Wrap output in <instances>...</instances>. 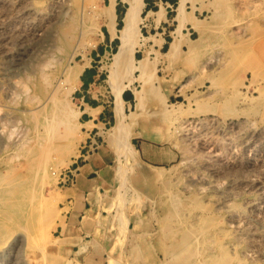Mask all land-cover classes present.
<instances>
[{
  "label": "rangeland",
  "instance_id": "rangeland-1",
  "mask_svg": "<svg viewBox=\"0 0 264 264\" xmlns=\"http://www.w3.org/2000/svg\"><path fill=\"white\" fill-rule=\"evenodd\" d=\"M116 1L115 28H120L128 3ZM4 4L0 14L6 10L10 15H4L0 32V264H71L65 263L57 229L66 219L64 190L73 180V165L98 147L128 157L125 140L135 139L167 151L156 162L164 167L152 170L151 181L138 183L135 168H128V182L122 184L133 197L143 194L142 201L136 198L142 209L136 218L146 241L151 240L145 264H264V221H255L249 204L261 195L240 184L246 159L264 155V0H206L186 8L178 25L170 19L154 30L148 16L141 31L149 39L136 51L147 61L132 84L142 102L138 105L134 94L125 97L127 123L121 130L114 127L113 87L107 81L119 45L111 32L110 0ZM26 8L34 14L23 15ZM176 28L181 36H175ZM168 34L172 37L165 46L162 37ZM87 69L96 71L88 74H95V82L83 87L81 75ZM83 99L105 103L111 118L95 125L85 123L82 114L71 152L61 160L60 150L49 149L39 189L41 213L34 208L26 212L21 181L31 176L41 148L64 143L58 136L66 118L53 111L57 102L83 109ZM167 103L176 104L170 108ZM63 173L69 175L66 183ZM242 217L259 228L261 252Z\"/></svg>",
  "mask_w": 264,
  "mask_h": 264
},
{
  "label": "crops",
  "instance_id": "crops-1",
  "mask_svg": "<svg viewBox=\"0 0 264 264\" xmlns=\"http://www.w3.org/2000/svg\"><path fill=\"white\" fill-rule=\"evenodd\" d=\"M205 1L186 0L185 9L199 6ZM179 3L180 0H145L146 12H154L147 20V24L153 30L157 27V23L166 24L170 19L175 20L177 24ZM161 8H164V11L158 15ZM169 37H172L171 34L162 37L165 46ZM91 72L96 73L89 69L82 73L81 86L87 87L95 82V74L88 75ZM130 90L131 92L126 94L129 100L132 94L135 96L134 91ZM82 106L85 123L92 121L97 125L111 118L105 103L96 104L95 101L83 99ZM91 109L96 111L93 112ZM91 132L90 130L89 134ZM131 144L133 148H130L128 157L123 152L98 147L99 149L73 165V180L64 190L69 199L68 209L65 212L66 219L57 229L58 236L63 242L65 263L145 264L147 262L144 251L146 246L151 247V240L146 241L145 229L136 218L138 211L140 213L142 211L137 208L136 198L142 201L143 194L141 196L135 194L133 197L128 191V185L124 188L122 184L126 185L128 182V174L126 175L128 168H135L138 183L151 181L152 170L164 167L157 165L156 162L165 158L167 151L161 146L136 139ZM146 148L149 153H146ZM123 169H125L124 175L120 173ZM134 182L137 180L134 179Z\"/></svg>",
  "mask_w": 264,
  "mask_h": 264
},
{
  "label": "bare ground",
  "instance_id": "bare-ground-1",
  "mask_svg": "<svg viewBox=\"0 0 264 264\" xmlns=\"http://www.w3.org/2000/svg\"><path fill=\"white\" fill-rule=\"evenodd\" d=\"M128 3L127 6V11L125 12L123 18H122V26L120 28H115V25L117 23L116 18H117V13H116V4L117 1L116 0H110V11L111 14L110 16H108L110 19V24L113 26V29L111 30L112 32V36L113 37H117L119 39V45H118V49L117 51L113 54L112 56V60L108 65V74H107V81L109 82V84L112 85L113 90V96H114V114H115V118H116V124H115V129H120L121 127H123L124 122H126V116L127 114L124 112L125 109V105L127 103L126 99L124 98V92L126 89H132V84L133 82L139 77L138 74H136L137 71H141L142 67H143V58H137L136 57V51L139 49V47L143 46L146 42L147 39H149L147 36L142 35V31H141V26L142 23L147 20V17L152 15L154 12L153 11H149L146 15L143 13L144 10V6H145V0H125ZM5 0H0V8L5 4H4ZM10 2V1H9ZM19 2V0H18ZM69 2V1H68ZM7 3V2H6ZM24 3V2H23ZM86 3V2H85ZM90 3V2H89ZM72 5V4H71ZM8 6V5H7ZM12 6V3H11ZM14 6V5H13ZM18 6V5H17ZM10 7V6H9ZM41 7V6H40ZM43 7V6H42ZM162 7V6H161ZM186 7V0H180V3L177 7L178 9V15L176 16V19H178V16L181 15L182 17V13L184 12ZM8 8V7H7ZM58 8V7H57ZM82 8V7H81ZM84 8V7H83ZM44 11V10H43ZM164 8H161V11H158V14L160 12H163ZM1 13V11H0ZM6 13V10H5ZM4 15H7L5 14ZM11 13V12H10ZM23 15H33L34 11L32 8H26L24 10V12H22ZM56 13V12H55ZM143 13V14H142ZM13 14V13H12ZM57 14V13H56ZM157 14V13H156ZM4 15L0 14V32H2V30L4 29L5 26V21H4ZM10 15V14H8ZM55 15V14H54ZM145 15V16H143ZM184 15V14H183ZM57 16V15H56ZM161 16V15H160ZM189 16V15H188ZM8 17V16H7ZM188 18V17H187ZM87 19V18H86ZM179 20V19H178ZM35 21V20H34ZM50 21V19H49ZM92 21V20H91ZM182 21V19L180 20ZM31 24V23H30ZM180 26L183 27V23L180 22ZM13 25V24H12ZM178 25V24H177ZM93 26V25H91ZM111 26V27H112ZM15 27V26H14ZM178 28V27H177ZM174 31L175 32V36H179L180 35V28ZM88 29V28H87ZM93 29V28H92ZM43 30V29H42ZM89 30V29H88ZM26 34V33H25ZM26 36V35H25ZM24 36V37H25ZM32 36V35H31ZM174 36V37H175ZM181 36V35H180ZM30 37V36H29ZM182 38V37H181ZM180 39V38H179ZM4 41V40H3ZM179 41V40H178ZM177 41V42H178ZM154 42V40H153ZM172 44V43H171ZM156 46V45H155ZM159 46V45H158ZM157 46V47H158ZM174 46V44H172V47ZM148 47V46H147ZM150 47V46H149ZM176 47V46H175ZM174 48V47H173ZM77 49V48H76ZM153 49V46L152 48ZM144 50V49H143ZM148 51V50H147ZM144 52V51H143ZM146 58V57H145ZM147 61V60H146ZM149 63V62H148ZM70 71V70H69ZM150 73V72H149ZM151 74V73H150ZM68 76V75H67ZM44 79V78H43ZM67 79V78H66ZM66 79L64 81H66ZM60 79H58L59 81ZM140 80V79H139ZM78 81V80H77ZM60 83V81L58 82ZM48 85V84H47ZM62 85L59 84V86ZM45 86V85H44ZM58 87V86H57ZM45 88V87H44ZM56 89V88H55ZM58 89V88H57ZM139 89V88H138ZM69 90H73L72 89H67ZM135 93V99H136V103L139 105L140 101H141V95L139 90H135L132 89ZM53 92V91H52ZM56 92V91H55ZM54 92V93H55ZM70 92V91H69ZM51 93V92H50ZM52 95H54L52 93ZM52 95L50 97H52ZM67 95V94H65ZM49 97V96H48ZM144 98V97H143ZM50 99V98H48ZM38 100V99H37ZM53 101V100H52ZM57 101V99H56ZM142 102V101H141ZM57 104H59L60 106L56 108H54L53 111L58 110L60 113H62L63 117L66 118V121H63L64 124V133H58L59 136L64 139V143L62 144H54V145H50L48 147V149H46L44 151L43 148H41L42 153L39 154L38 159L36 160V162L32 165V174L30 177H28V179H24L21 181V184L23 183V187L27 190V193L24 195V197L21 200V206H23L25 208V211L27 212V210L30 208V210L32 211L33 208L36 210V213H41L42 210V204L44 203V201L40 198V192L39 189L42 186L43 182L46 179V170H47V163L49 161V154H50V150L51 147L52 149L55 150H60L59 153V157H61L60 159L62 160V158H64L65 156H67L70 152H71V146H72V142L74 140V136H75V131H76V126H78V123H83L81 122L80 118L83 114V109L81 107H78L77 109L72 108L69 103L65 100L62 101H58ZM168 104V103H167ZM176 104V103H175ZM175 104H168L170 108L175 107ZM95 109V108H93ZM45 110V109H44ZM92 110V109H91ZM93 112H95L96 110H92ZM91 111V112H92ZM249 111V110H248ZM239 114V113H238ZM246 114V113H244ZM44 115V114H43ZM253 115V114H252ZM33 116V115H32ZM243 116V115H241ZM245 116V115H244ZM246 117V116H245ZM256 117V116H255ZM32 118V117H31ZM253 118V117H252ZM260 118V117H259ZM129 119V118H128ZM53 120V119H52ZM258 120V119H257ZM54 121V120H53ZM261 121V120H260ZM37 122V121H36ZM47 122V121H46ZM57 122V121H56ZM216 122V121H215ZM233 122V121H232ZM231 122V123H232ZM253 122V121H252ZM60 123V121L58 122ZM127 123V122H126ZM62 124V121H61ZM34 125V124H33ZM237 125V124H236ZM258 125V124H257ZM36 126V125H35ZM60 126V124H59ZM48 127V126H47ZM50 127V125H49ZM48 127V128H49ZM53 128V125L51 126ZM56 128L58 127V124L56 126ZM61 129V128H59ZM235 129V127H234ZM264 129V128H263ZM34 130V129H33ZM50 130V129H49ZM48 130V132H49ZM121 130V129H120ZM59 131V130H57ZM237 131V130H236ZM253 131V130H252ZM251 131V133H252ZM261 131V130H260ZM29 132V131H28ZM53 133V130H52ZM57 134V135H58ZM25 135V133H24ZM23 135V136H24ZM52 135V134H51ZM78 135V134H77ZM80 135V134H79ZM78 135V136H79ZM261 135V134H260ZM228 136V135H227ZM250 136V135H249ZM226 137V136H225ZM261 137V136H260ZM248 138V137H247ZM250 138V137H249ZM49 139H51L49 137ZM251 139V138H250ZM31 140V139H30ZM53 140V139H52ZM261 139H258V142ZM29 141V140H28ZM3 142V141H2ZM32 142V140H31ZM255 142V141H254ZM4 144V143H3ZM125 144L128 147V154L130 153V148L132 149V144L129 141L125 140ZM2 145V144H1ZM32 145V143H31ZM45 145V144H44ZM43 145V146H44ZM253 147L252 145H246V148L249 147ZM2 147V146H1ZM42 147V145H41ZM250 147V148H251ZM241 148V147H240ZM28 149V148H27ZM255 149V148H254ZM127 153V152H126ZM259 153V152H258ZM264 153V152H263ZM257 156V155H256ZM256 156H251L248 157L245 161V172H247V174H245L241 181L240 184L242 183L244 185V189L245 191H249L250 193L253 191L258 192L261 196L259 197V199L253 201V202H249L251 209L253 210L254 214L253 216L256 217L255 221L257 222H263L264 221V155H259V157H261L260 161L259 157ZM54 157V156H53ZM34 158V157H33ZM32 158V159H33ZM26 164V163H25ZM121 165V164H120ZM24 167V166H23ZM235 167V165H234ZM120 169V168H119ZM218 169V168H217ZM228 171V170H227ZM234 171V170H233ZM243 171V170H242ZM13 172V171H12ZM53 172V171H52ZM219 172V171H218ZM244 172V171H243ZM253 172V174H252ZM255 172V173H254ZM214 173V172H213ZM228 173V172H227ZM231 173V172H230ZM215 174V173H214ZM252 176H255L254 178H252ZM217 177V176H216ZM10 179V178H9ZM239 181V180H238ZM126 187V186H125ZM231 188V187H229ZM240 188V187H239ZM242 191V190H241ZM136 192V191H135ZM221 192V191H220ZM224 193V192H223ZM221 194V193H219ZM223 196V195H222ZM232 196V195H231ZM46 198V197H44ZM228 200V199H227ZM226 200V201H227ZM252 200V198L250 199ZM248 203V202H247ZM36 205V206H34ZM249 208V207H248ZM239 210V209H238ZM250 212V209H249ZM8 215H13V212H9ZM234 216V215H233ZM254 217V218H255ZM46 219V217H45ZM243 223H246V230L247 233H249L251 236H253V238H255V246L258 249V252H261V247L263 244V236L259 235L258 231H257V226L255 224H253L251 222V220L248 217H242L240 218ZM43 220V219H41ZM237 221V220H236ZM253 221V220H252ZM234 222V221H233ZM236 223V222H235ZM233 225V224H232ZM24 228V227H23ZM259 229V228H258ZM240 230V229H239ZM255 236V237H254ZM220 238V237H219ZM21 239V238H20ZM18 239V240H20ZM23 242V241H22ZM20 243V242H19ZM210 246V245H209ZM187 247V246H186ZM254 247V246H253ZM18 248V246H17ZM20 248V247H19ZM22 248V247H21ZM255 248V249H256ZM211 249V248H209ZM213 249V248H212ZM254 249V250H255ZM263 249V247H262ZM17 250V249H15ZM20 249H18L19 251ZM15 252V251H14ZM16 253V252H15ZM249 253V252H248ZM198 257V256H197ZM255 258V257H254ZM2 262V261H1ZM7 263V262H6ZM13 263V262H12Z\"/></svg>",
  "mask_w": 264,
  "mask_h": 264
},
{
  "label": "built area",
  "instance_id": "built-area-1",
  "mask_svg": "<svg viewBox=\"0 0 264 264\" xmlns=\"http://www.w3.org/2000/svg\"><path fill=\"white\" fill-rule=\"evenodd\" d=\"M69 180V175H67L66 173H63V178H62V182L66 183Z\"/></svg>",
  "mask_w": 264,
  "mask_h": 264
},
{
  "label": "trees",
  "instance_id": "trees-1",
  "mask_svg": "<svg viewBox=\"0 0 264 264\" xmlns=\"http://www.w3.org/2000/svg\"><path fill=\"white\" fill-rule=\"evenodd\" d=\"M125 97H127V95H125Z\"/></svg>",
  "mask_w": 264,
  "mask_h": 264
}]
</instances>
